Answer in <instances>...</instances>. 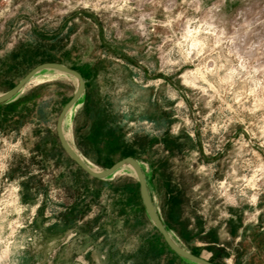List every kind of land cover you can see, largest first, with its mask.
I'll return each instance as SVG.
<instances>
[{
	"label": "rangeland",
	"instance_id": "1",
	"mask_svg": "<svg viewBox=\"0 0 264 264\" xmlns=\"http://www.w3.org/2000/svg\"><path fill=\"white\" fill-rule=\"evenodd\" d=\"M48 58L85 81L62 128L93 169L134 157L176 242L201 253L221 239L231 264H264V0H0V93ZM75 86L42 70L0 105V264L172 259L129 166L62 210L56 177L82 170L55 122ZM102 106L121 142L100 150L87 138Z\"/></svg>",
	"mask_w": 264,
	"mask_h": 264
},
{
	"label": "water",
	"instance_id": "2",
	"mask_svg": "<svg viewBox=\"0 0 264 264\" xmlns=\"http://www.w3.org/2000/svg\"><path fill=\"white\" fill-rule=\"evenodd\" d=\"M46 69H53L60 71L62 73L68 74L72 76L76 80V86L73 92V95L71 98L63 105L61 108L56 122H55V133L57 136V139L59 141V144L63 151L67 154V156L84 172H86L89 176L97 179H104L108 178L112 175H114L118 170H120L124 166H129L134 175L135 178L138 181L139 185V194L141 198V202L143 204L144 210L149 218V220L152 222L154 227L157 229V231L162 236L164 242L168 246V248L175 253L177 256L192 262L194 264H215L214 262H211L201 256H198L196 254H193L192 252L188 251L184 247H182L178 242H176L170 232L165 228L159 213L153 203V200L151 198V195L149 193L146 178L143 172V169L141 167V164L132 156H126L123 157L116 162H114L111 166L95 170L92 169L86 161L81 157V155L70 145V143L67 141L64 132H63V121L69 111L75 107L77 104V101L80 99V97L83 95L85 91V81L82 77V75L62 64L59 62H42L40 64H37L33 68H31L23 77H21L18 82L11 87L10 89L4 91L3 93H0V104L8 102L15 98L23 89L24 87L31 81V79L38 74L42 70Z\"/></svg>",
	"mask_w": 264,
	"mask_h": 264
},
{
	"label": "crops",
	"instance_id": "3",
	"mask_svg": "<svg viewBox=\"0 0 264 264\" xmlns=\"http://www.w3.org/2000/svg\"><path fill=\"white\" fill-rule=\"evenodd\" d=\"M80 106H81V104L79 103L78 108ZM82 171H80V170L79 171H63L62 170L58 173V175L56 177L58 186H61L63 188V190L65 192L64 194H66V196L69 199L68 204L65 203L66 205H64L62 207L63 211L65 210V211L79 212L81 210V206L79 205L81 193L84 191L86 193L87 190L90 191L91 185H93L92 187L95 189V186H96L95 184L98 181L106 179V178H104V179L93 178V177L89 176L86 172H84V171L82 172ZM77 218L78 219L80 218L79 214H77ZM75 223L76 222L74 221L73 222V229L76 231V233L78 232L79 234H82L81 233L82 226L80 224V221H78L77 224H75ZM150 223H151V227H154V225L152 224L151 221H150ZM91 226H94V225H91ZM91 226L88 227L87 235L84 234L85 236L88 237V240L90 242L95 241V239H91V236H96L95 230L97 229V226H94L92 229H91ZM83 229H87V228L84 227ZM103 237H104V241H106L107 238H106V236H103V235L100 236L98 240H102ZM149 239H153V241L150 240L152 242V244L155 243L154 239H156V238H152V236H151V238H149ZM147 243L150 244V242H147ZM159 243H160L159 240L156 239V244L158 246H160ZM200 244L204 245V246L205 245L209 246V249H207L205 252L202 251L203 253L202 252L198 253V251H194L193 249H187L182 245L181 246L184 247L185 249H187L188 251L192 252L193 254L201 256V257H203V258H205L211 262H214L215 264H219L217 262L222 263L223 261H225L226 258L228 259V261L231 264L233 258L235 257L234 254H220V252L223 251L222 247H224L226 250H228V247H226L223 244L221 239H217V240L214 239L213 241L208 240L207 242L203 241ZM139 249H140V247H139ZM141 251H143V250H141ZM156 251H157L156 254H153L152 251L150 252V250H149L150 253H147V254H127V256L122 254L120 257L122 260V264H143L141 262L135 263L132 260L129 261L130 256L135 258L136 260L141 259V258L142 259L144 258L145 261L148 260L149 258L152 259V261H153V259L155 260L154 262H151V263L145 262L146 264H161V263L162 264H176L177 256H175L176 255L175 253L172 252L173 254H172V259H171L170 258L171 256L167 257L166 256L167 254H162L161 252H159V251H161L159 248H157ZM136 253H138V252H136ZM247 255L248 254H244V256H247ZM190 263H192V262H190ZM192 264H194V263H192Z\"/></svg>",
	"mask_w": 264,
	"mask_h": 264
},
{
	"label": "trees",
	"instance_id": "4",
	"mask_svg": "<svg viewBox=\"0 0 264 264\" xmlns=\"http://www.w3.org/2000/svg\"><path fill=\"white\" fill-rule=\"evenodd\" d=\"M53 61H57V60L52 58L43 60V62H53ZM15 84H13L11 87H13ZM86 98L87 96L84 98V101L87 100ZM109 118L110 117L108 116V112L106 108L102 106L101 109L98 110V115L96 117L97 124L95 126H91V128L89 129L90 131L88 133L89 135L87 139L92 145L100 147V150L101 147L111 149L113 148V144H115L116 142H121L120 132L117 129L115 131L113 125H111L112 121L111 119L109 120ZM113 163L109 164L107 167L111 166Z\"/></svg>",
	"mask_w": 264,
	"mask_h": 264
},
{
	"label": "bare ground",
	"instance_id": "5",
	"mask_svg": "<svg viewBox=\"0 0 264 264\" xmlns=\"http://www.w3.org/2000/svg\"><path fill=\"white\" fill-rule=\"evenodd\" d=\"M87 163V162H86ZM90 167H91V165L89 164V163H87ZM92 168V167H91ZM93 169V168H92Z\"/></svg>",
	"mask_w": 264,
	"mask_h": 264
}]
</instances>
